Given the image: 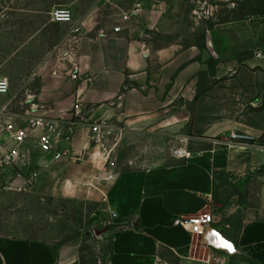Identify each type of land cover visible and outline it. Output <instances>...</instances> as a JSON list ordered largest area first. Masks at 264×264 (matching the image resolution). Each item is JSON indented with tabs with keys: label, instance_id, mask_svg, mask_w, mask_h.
<instances>
[{
	"label": "crops",
	"instance_id": "crops-1",
	"mask_svg": "<svg viewBox=\"0 0 264 264\" xmlns=\"http://www.w3.org/2000/svg\"><path fill=\"white\" fill-rule=\"evenodd\" d=\"M167 1L139 2L125 13L118 32L115 26L97 36L83 35L77 78H44L30 110L1 108L0 154L18 149L19 156L0 169V194L27 189L98 203L101 216L115 222L112 264H158L163 250L184 261L194 254L199 264L227 261L225 252L204 245L201 250L200 237L195 242L196 235L180 221L208 211L211 225L241 255L264 264V149L211 142L231 130L264 142V16L217 26L202 45H174L154 55L149 33L159 26ZM155 57L162 63L156 70ZM77 110L83 121L69 133L67 123ZM36 116L58 123L50 150L39 144L42 130L30 126ZM95 120L113 126L111 145L106 144L110 136L93 140L88 121ZM9 123L32 138L19 145L7 130ZM191 124L200 136L199 148L176 158L169 146L184 144L181 138L188 135L182 129ZM136 136L148 143L142 149L145 158L152 160L156 150L158 161L116 170L115 152L124 143L135 149L129 140ZM135 161L123 163L134 167ZM109 176V182H98ZM81 247L80 238L58 244L0 236V264H73ZM199 252L203 259L197 258Z\"/></svg>",
	"mask_w": 264,
	"mask_h": 264
},
{
	"label": "rangeland",
	"instance_id": "rangeland-1",
	"mask_svg": "<svg viewBox=\"0 0 264 264\" xmlns=\"http://www.w3.org/2000/svg\"><path fill=\"white\" fill-rule=\"evenodd\" d=\"M154 1L0 0V78H6L10 83L9 94L0 95V111L4 105L8 106L10 112L30 110L31 100L39 95L44 78L72 74L78 41L83 35L97 36L108 28L117 27L125 19V13L136 10L139 2L149 6ZM58 7L71 10L72 23L52 20L51 13ZM260 16H264V0H168L159 26L149 33L150 48L156 55L161 49L174 45L178 48L180 45L185 48L193 44L202 45L209 30L217 26L223 28L225 23ZM153 63L154 70L162 65L156 57ZM188 107L192 109V104ZM72 118L83 121L79 116L73 115ZM206 121H209L208 117L203 120L204 123ZM182 133L188 136L181 139L190 138L185 145L191 152L199 148L195 145L200 136L192 124L185 126ZM107 138L106 144L111 145L112 135ZM129 141L134 143L135 149L128 147L127 143L121 145L114 154L116 170L143 167L146 158L142 149L148 146L146 139L136 136ZM169 148L172 152L175 147ZM158 154L159 151L154 150L152 160L146 159L145 162L156 163ZM129 158L135 159L137 165L126 166L123 162ZM98 180L101 183L109 182L111 177ZM98 209L96 202L53 194L40 196L27 189L7 190L0 194V236L58 244L80 238L82 247L78 264H112L111 229L115 222L112 217H102ZM232 226L233 230L237 229V223L233 222ZM198 240L196 236L195 242ZM202 240L203 237H200L201 250L204 248ZM197 258L203 259L204 254L199 252ZM214 263L256 264L238 254L230 255L225 262L215 260ZM158 264L199 263L195 261L194 254L184 261L175 252L163 250Z\"/></svg>",
	"mask_w": 264,
	"mask_h": 264
},
{
	"label": "built area",
	"instance_id": "built-area-1",
	"mask_svg": "<svg viewBox=\"0 0 264 264\" xmlns=\"http://www.w3.org/2000/svg\"><path fill=\"white\" fill-rule=\"evenodd\" d=\"M52 20L57 23H72L73 22V14L71 10L67 7H58L51 13ZM126 19V17H124ZM121 30V27H116L115 31L118 32ZM261 56L262 54L259 52L257 54ZM78 70L77 65H74V70L71 74L72 78H77V74L75 71ZM10 92V83L6 78H0V95H8ZM80 111H76L74 116H78ZM58 123L54 121L47 120L44 116H36L31 120L30 126L33 129L40 128L42 130L41 136L38 137L39 144L42 149L50 150L52 148V134L56 128ZM80 123L75 119H70L67 123V130L69 133H74L75 129ZM7 130H9L12 134V139L17 142L19 145L24 143L27 140H30L32 137L30 132L24 129H16L12 123L7 125ZM89 130L93 134V140L96 142H101L105 140V138L112 134L113 126L102 120H95L89 123ZM189 137H184L181 139V142L184 144H180L173 148L172 154L176 158H187L191 155V151L189 150L187 144L189 142ZM211 142L217 145H230L232 143H242L248 144L250 146L256 148L264 149V142L262 138L256 137L253 134H249L247 132H242L238 130H231L229 132H222L219 135L211 138ZM19 156V150L15 149L11 152L0 154V169L3 167L12 164L16 158ZM212 213L211 212H202L196 214L191 217L180 218L181 223L186 226V228L193 235L203 237L206 233L208 227L212 223ZM190 226V228L187 227Z\"/></svg>",
	"mask_w": 264,
	"mask_h": 264
},
{
	"label": "water",
	"instance_id": "water-1",
	"mask_svg": "<svg viewBox=\"0 0 264 264\" xmlns=\"http://www.w3.org/2000/svg\"><path fill=\"white\" fill-rule=\"evenodd\" d=\"M202 241L205 247L214 248L215 250L225 252L228 255L242 254L240 249H238L230 239L225 237L212 225L208 227Z\"/></svg>",
	"mask_w": 264,
	"mask_h": 264
},
{
	"label": "trees",
	"instance_id": "trees-1",
	"mask_svg": "<svg viewBox=\"0 0 264 264\" xmlns=\"http://www.w3.org/2000/svg\"><path fill=\"white\" fill-rule=\"evenodd\" d=\"M73 264H78V261H77V262H75V263H73Z\"/></svg>",
	"mask_w": 264,
	"mask_h": 264
}]
</instances>
